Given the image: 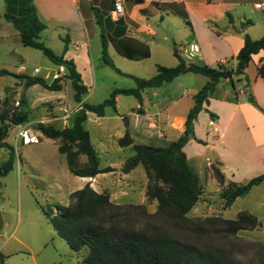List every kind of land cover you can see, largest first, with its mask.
<instances>
[{
	"label": "crops",
	"instance_id": "crops-1",
	"mask_svg": "<svg viewBox=\"0 0 264 264\" xmlns=\"http://www.w3.org/2000/svg\"><path fill=\"white\" fill-rule=\"evenodd\" d=\"M32 1L39 18L47 26L43 36L48 41L58 40V55L74 62L88 87L89 94L84 100L87 103L97 88V71L105 67L101 59L102 35L107 40L108 53L115 66L123 73L139 78L143 77L135 68L145 67L151 61H154L156 72L157 66H162L156 63L153 54V47L159 45L170 44L173 53L176 50L188 64L212 68L226 64L235 68L234 58L244 46V36L248 35L252 40L264 37V8H258V5L264 6V0ZM117 1L122 4L121 15L115 13ZM16 5L20 6V2L0 0V54L9 60L24 62L14 46V42L21 41L20 34L4 17L6 11ZM128 66L129 71L124 69ZM262 66L264 53L253 56L244 75L218 84L215 94L204 103L195 121V139L189 140L183 149L189 164L194 161L200 166L215 165L225 176V181L239 186L264 176ZM24 72L22 66L16 74L23 75ZM208 82L207 77L199 74H183L171 83L143 91L141 102L135 97L129 99L130 105L126 108L121 100L123 95H120L116 100L118 116L111 117L106 112L105 116L99 117L89 113L86 122L91 119L105 132L104 119L112 121L127 116L129 131L137 144L166 146L184 135L194 96ZM40 87L35 85L31 90ZM62 93L63 90L52 91L51 98L60 97ZM249 96L254 98L256 106L249 102ZM78 178L83 187L90 184L89 177ZM91 187L100 193L95 185ZM261 187H264V180L245 197L238 198L227 211L238 200L249 197ZM263 204V200L258 201L252 208H240L234 213L246 211L261 221L257 212ZM258 229H254V233H258ZM7 243L2 244L0 253L3 254Z\"/></svg>",
	"mask_w": 264,
	"mask_h": 264
},
{
	"label": "rangeland",
	"instance_id": "rangeland-1",
	"mask_svg": "<svg viewBox=\"0 0 264 264\" xmlns=\"http://www.w3.org/2000/svg\"><path fill=\"white\" fill-rule=\"evenodd\" d=\"M40 41L58 54L60 43L57 39L48 41L42 34ZM14 46L24 62H19L18 59L9 60L0 54V68L17 73L18 68L23 66L25 75L45 78L48 83L67 74L65 67L56 66L39 50L25 47L21 41L14 42ZM153 54L156 63L162 66L171 68L177 64L170 44L153 47ZM61 67L64 68L63 71L60 70ZM35 69H39V72L36 73ZM124 69L129 71V66ZM135 69L144 79L156 74L154 61ZM61 85L63 93L60 97L51 98L52 91L41 87L31 90V87L24 86L23 80L0 76V110L4 109L2 102L6 97L12 98L6 108L10 112L17 110L21 95L25 96L30 108V121L23 125H11L5 140L15 149L16 165L7 176L0 177V213L3 220L0 247L5 241L8 242L3 252L5 260H0V264H85L83 259L88 250L83 249L78 253L71 250L66 241L56 234L40 207L42 205L44 208H52L56 213L55 206H69L71 194L83 187L82 181L69 171L66 156L59 153L61 142L45 138L37 130L39 123L53 124L59 129L69 127L75 114L82 110L89 93L83 96L82 102H78L72 82L63 78ZM96 86V91L89 99L95 105L107 100L113 89L134 88L136 84L133 79L118 75L105 66L97 71ZM7 88L10 91L7 92ZM133 98L122 96L125 108L130 105L129 99ZM106 112L111 117L118 116L117 111L111 108H106ZM103 123L105 132L91 119L84 126L90 132L98 169L111 171L90 178L89 183L90 186L95 185L100 193H107L112 203L118 206L119 210L115 211L116 223L121 228L162 233L183 242H192L201 248L212 249L232 264H264V204L257 212L262 217L258 233L250 230L241 231L234 236L226 233L216 235L211 233L212 229H208L209 234L199 236L189 234L188 230L181 227H174L171 222L157 215V201L147 197L149 180L144 168L138 166L129 173L124 172L125 163L134 155V145L122 146L120 140L128 132L126 141L130 138L133 144H137L129 131V117L120 116V119L112 121L104 119ZM21 131L36 137L38 141L24 143V138L20 136ZM120 133L122 137L119 136ZM74 150L77 148L74 147ZM8 156L7 149H0V166L7 161ZM78 160L83 166L91 164L85 154H80ZM189 166L200 180L201 195L187 216L198 224L215 217L235 219L238 214L235 215L234 212L238 209H250L258 201H264V187H261L249 197L238 200L227 211L224 194L236 187L233 185L235 183L225 181L220 184L216 178L215 169L218 168L215 165L200 166L191 161Z\"/></svg>",
	"mask_w": 264,
	"mask_h": 264
},
{
	"label": "trees",
	"instance_id": "trees-1",
	"mask_svg": "<svg viewBox=\"0 0 264 264\" xmlns=\"http://www.w3.org/2000/svg\"><path fill=\"white\" fill-rule=\"evenodd\" d=\"M14 1H19L20 6L16 5L7 10L4 17L18 30L23 46L39 50L56 66L65 67L67 74L62 78H56L52 83H48L45 78L39 76L19 75L5 68H0V76H12L23 80L26 88L39 85L53 92L62 90L61 82L65 78L72 82L75 99L82 102L83 96L89 93L88 87L83 83L73 61L56 54L40 41L47 26L39 18L33 1ZM260 53H264V37L260 40H252L248 35L244 36V46L234 58L235 68L226 64H219L216 68L196 63L188 64L175 50L177 66L171 68L157 66L155 76L143 79L125 74L115 66L108 53L107 40L102 35L103 64L117 74L133 79L136 87L115 89L107 100L97 105L84 102L82 110L75 114L69 127L59 129L53 124L39 123L37 130L45 138L61 142L59 153L66 156L69 171L74 176L94 178L111 170L102 171L97 167L91 136L84 126L89 113L103 117L106 108L117 111L116 100L120 95L133 96L141 102L143 91L171 83L183 74L193 73L205 76L209 82L194 96V106L187 116L185 133L180 139L166 146L133 144L130 138L126 141L127 132L120 140L122 146L134 145V155L125 163L124 172L129 173L136 167L142 166L149 180L146 195L149 199L157 201V215L171 222L174 227L188 230L189 234L201 236L209 234L208 229H212L211 233L216 235L226 233L234 236L241 231L254 230L261 225V222L256 216L246 211L240 212L235 219L215 217L208 218L199 224L188 218V213L199 201L201 188L200 180L191 170L183 149L189 140L195 139V121L203 110L204 103H208V99L215 94L218 84L222 80L244 75L253 56ZM260 72L264 77V66L260 68ZM8 91H10L9 88H7ZM11 99L6 97L2 102L4 109L0 110V149L9 151L7 161L0 166V177L7 176L16 165L15 149L5 141L11 125H23L30 121V108L25 96L21 95L19 107L13 112L6 108L10 105ZM248 100L256 106L252 96H249ZM74 147L77 148L76 151ZM80 154L87 155L91 164L81 165L78 160ZM215 174L219 183L224 184L225 176L221 171L215 169ZM263 180L264 176H260L245 185L233 184L236 187L224 194L226 207H230L238 198L245 197ZM70 199L69 206H55L56 213L52 208H44L42 205L40 207L56 234L66 241L71 250L76 253L83 249L88 250V254L83 259L85 264H232L212 249L201 248L192 242H183L162 233L121 228L116 223L115 211L119 210L118 206L112 203L107 193L96 192L90 184L72 193ZM0 260H5L1 253Z\"/></svg>",
	"mask_w": 264,
	"mask_h": 264
},
{
	"label": "built area",
	"instance_id": "built-area-1",
	"mask_svg": "<svg viewBox=\"0 0 264 264\" xmlns=\"http://www.w3.org/2000/svg\"><path fill=\"white\" fill-rule=\"evenodd\" d=\"M258 8H261L262 9V8H264V6L258 5ZM115 13L117 15H121L122 14V4H121L120 1H117L115 3ZM186 52H189V51H186ZM60 70L63 71L64 68L61 67ZM35 72L38 73L39 72V69H35ZM213 124H214V122H211V125H213ZM20 136L22 138H24V143H35V142L38 141L36 137H34V136H28L27 132H24V131H21Z\"/></svg>",
	"mask_w": 264,
	"mask_h": 264
},
{
	"label": "water",
	"instance_id": "water-1",
	"mask_svg": "<svg viewBox=\"0 0 264 264\" xmlns=\"http://www.w3.org/2000/svg\"><path fill=\"white\" fill-rule=\"evenodd\" d=\"M3 227V220H2V217H1V213H0V230L2 229Z\"/></svg>",
	"mask_w": 264,
	"mask_h": 264
}]
</instances>
